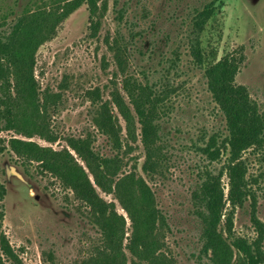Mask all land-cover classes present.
<instances>
[{"label":"rangeland","instance_id":"obj_1","mask_svg":"<svg viewBox=\"0 0 264 264\" xmlns=\"http://www.w3.org/2000/svg\"><path fill=\"white\" fill-rule=\"evenodd\" d=\"M68 1L75 0H0V31L7 33L21 13L52 12ZM212 1L98 0L92 16L83 1L37 49L33 68L37 94L57 96L47 114L56 141L48 143L13 131L0 133L6 148L0 154V185L5 190L0 200V236L13 255L2 256L0 264H113L102 260V254L110 257L112 253L89 209L39 163L16 157L8 140L31 142L53 152L65 149L83 169L67 146L68 140L90 137L95 151L110 155L106 138L97 132L92 119L100 103L109 102L114 83L124 96L114 44L123 53L127 76L143 84L168 83L174 90L157 109L155 171L141 170L144 156L137 142L130 145L128 154L122 149L121 172L141 179L153 193L155 207L166 223L162 251L175 264H209L201 252L202 224L193 195L208 176L220 175L226 197L228 180L223 169L228 155L220 153L209 161L201 151L211 138L220 142L225 134L224 118L207 89L205 67L225 56L235 58L238 70L234 82L246 88L264 117V0H215L213 15L196 36L194 16ZM195 37L201 66L190 49ZM113 110L125 144L124 121ZM242 159L253 200L249 196L243 207L234 209L226 203L218 229L228 236L225 220L229 217L231 238L251 241L258 234L252 221L255 218L263 226L264 249V147L246 151ZM97 193L105 202H112L125 220L117 263L124 256L129 264L131 256L125 246L131 223L113 195ZM231 264H241L235 250Z\"/></svg>","mask_w":264,"mask_h":264},{"label":"trees","instance_id":"obj_2","mask_svg":"<svg viewBox=\"0 0 264 264\" xmlns=\"http://www.w3.org/2000/svg\"><path fill=\"white\" fill-rule=\"evenodd\" d=\"M83 1L88 5L90 16L94 15L98 0L68 1L62 8L52 12L38 9L21 13L15 17L7 33L0 31V133L13 131L27 138L38 136L48 143L56 141L49 130L47 114L55 105L53 99L57 96L45 93L40 97L37 94L33 79L35 53ZM214 1L194 16L192 25L196 36L213 15ZM194 42L190 49L197 65L201 66L196 37ZM112 49L117 70L123 76L121 90L124 96L114 83L109 102H101L92 119L97 132L106 138L110 155L95 151L90 137L68 140L67 146L84 165L85 172L65 149L53 152L15 138L8 140V146L16 157L39 163L61 180L75 199L89 209L106 247L112 253L110 257L102 254L103 261L127 264L124 256L117 263L125 220L116 213L114 204L105 202L97 190L105 196L113 195L131 223L132 231L125 246L131 256L129 264H175L162 251V232L166 223L155 207L153 193L141 179L131 173L121 172L122 149L128 154L130 145L137 142L141 144L144 156L141 170L144 173L155 171L159 139L157 109L174 90L168 83L162 86L143 84L137 78L127 76L123 53L115 44ZM237 70V61L231 56H225L204 69L208 92L225 121V134L220 142L211 138L201 151L209 161L217 159L220 153L228 155L223 169L228 180L226 197L220 187V175L208 176L193 195L196 214L202 224L201 252L208 258L209 264H231L233 250L239 254L241 264H264L263 226L255 218L252 221L258 234L251 241L231 238L232 222L229 217L225 220L228 236L225 238L218 229L226 203L234 209L243 207L249 196L253 200L254 196L248 190L247 169L242 154L264 147V117L250 99L246 88L235 84ZM96 97L99 98L98 95ZM113 108L124 121L125 144L120 138L122 129L113 114ZM0 143L1 154L6 148L2 146V140ZM4 194L5 190L0 185V200ZM2 218L0 214V220ZM2 256L13 257L4 236H0V258Z\"/></svg>","mask_w":264,"mask_h":264}]
</instances>
